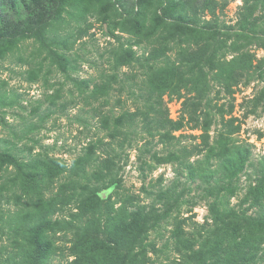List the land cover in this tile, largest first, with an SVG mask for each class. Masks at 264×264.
<instances>
[{"label": "rangeland", "instance_id": "obj_1", "mask_svg": "<svg viewBox=\"0 0 264 264\" xmlns=\"http://www.w3.org/2000/svg\"><path fill=\"white\" fill-rule=\"evenodd\" d=\"M26 2L36 13L31 16L22 8L21 19L12 20L13 30L26 33L0 41V152L23 165L54 158L70 166L89 144L107 143L99 118L81 100L82 92L91 90L104 71L115 75L117 83L107 91L105 102H92L91 106L105 103L101 110L110 112V118L123 110H135L144 101L136 98L139 93L126 76L135 75V82L145 76L141 66L149 51L142 40L145 28L157 32L194 30L172 21L180 13L179 0H64L54 21L39 10L42 0ZM241 6L242 0L228 1L218 14L219 37L215 38L217 42L224 40L226 47L240 46L239 51L221 49L215 59L229 62L238 53H246L250 56L247 73L243 72L238 77L240 83L228 92L213 77L216 62L202 64L208 88L201 100L189 96L186 101L187 95L180 99L168 94L161 97L162 117L183 123L182 128L172 131L173 141L163 143L137 126L126 129L122 145L115 143L106 149L113 165L108 173L102 168L105 175L99 181L88 183L93 193L91 203L102 197V210L95 225L82 229L90 251L85 256L84 242L80 243L76 264H132L131 260H137L136 264H198L204 256L200 254L193 262L191 251L198 250L212 231V226L197 228L211 223L210 206L220 212L248 208V215L258 210L249 207L250 201L244 198L258 185L264 187V33L240 28ZM263 13L256 11L253 16L259 26ZM3 28L0 25V30ZM30 30L36 33L29 36ZM66 35L71 40L64 45L61 40ZM172 47L167 55L173 59L178 49ZM62 57L68 60L66 73L60 70ZM115 59L121 65L130 62L132 67L114 69ZM224 69L229 71L227 66ZM83 80L88 81V90L76 83ZM230 106L232 113L228 115ZM219 107L224 110V121L230 116L238 118L234 125L240 130L233 136L224 135ZM193 109L204 112L210 121L207 146L201 143L202 130L192 128L189 122ZM232 145H241L248 155L239 171L228 174L222 169L219 153ZM193 146L199 149L185 157L181 151L185 148L190 152ZM103 149H96V155ZM104 156L102 153L101 158ZM190 164L198 174L195 179L189 175ZM14 172L12 164L0 161V186ZM83 198L66 210L75 213ZM4 208L16 209L14 205ZM64 216L66 213H56L52 219ZM6 239L5 230L0 245H8ZM72 241V233L57 234L53 254L45 264H72ZM262 247L256 264H264V244ZM205 261L209 262L208 257Z\"/></svg>", "mask_w": 264, "mask_h": 264}, {"label": "trees", "instance_id": "obj_2", "mask_svg": "<svg viewBox=\"0 0 264 264\" xmlns=\"http://www.w3.org/2000/svg\"><path fill=\"white\" fill-rule=\"evenodd\" d=\"M62 1L64 0H42L43 3L38 8L48 20L54 21L61 14ZM126 1L123 0V2ZM179 1H181L180 13L172 21L176 25L184 24L193 27L194 30L191 33L188 30L157 32V30L148 31L145 28L142 40H146L149 46L148 55L141 65L142 70H145V76L136 82L133 80L135 75L126 76V79L132 82V87H135L139 93L136 98L143 99L142 106H136L133 111L123 110L121 114L111 118L110 112L101 110L105 103L93 108L92 102L98 104L100 100L105 102L107 91L117 83L115 75L104 74V71H101L99 82L94 84L91 90L82 92L81 100L83 104L90 105L95 113L93 116L99 118L108 137L107 143L98 141L89 144L70 166L54 158L34 160L23 165L18 164L5 152H0V161H7L15 167V172L10 173L4 180L5 183L0 186V236H3L6 230V240L9 242L8 245L3 242L0 245V264H45L49 255L53 254L54 238L61 233L73 235L69 249L71 255L75 257L72 264L77 263L79 244L82 242H84L83 253L87 256L90 248L82 229L86 226L89 228L99 221L102 210L100 206L104 202L100 197L98 203H91L93 193L88 183L94 180L99 181L105 175L102 174V168H105L108 173V169L113 165V158L106 149L113 148L112 144L115 143L117 146L122 145L126 129L137 126L150 136H158L163 143L173 141L175 138L172 136V131L182 128L183 123L180 120L173 122L162 117L164 109L161 97L168 94L180 99L187 95L186 101L190 99L189 96L201 100L208 88L207 75L203 71L202 64L216 62L213 77L228 92L240 83L238 77H241L243 72L247 73L250 68V56L246 53H238L229 62L215 59L216 53L221 49L237 52L240 47L233 44L226 47L224 40L218 39V42L215 40L217 36L219 37L218 14L224 11L229 0ZM28 3L26 0H0V25L4 27L0 30V41L20 37L26 33L13 30L15 27L12 25V20L21 19L20 12L22 8L29 10ZM256 11L264 12V0H242V6L238 12L242 30H261L264 33V13L261 15L262 25L259 26L256 22L257 18L253 17ZM28 13L32 16L36 10L31 9ZM206 16H209V19H205ZM35 31L30 30L29 36L36 33ZM37 39H40V36ZM70 40V37L66 35L61 41L65 45L70 43ZM182 43H185L184 46H179ZM172 44L178 49L173 59L167 55L168 51L174 49ZM57 56L58 54H53V57ZM61 62L65 65H61ZM67 62L68 60L66 61L63 57L59 59L62 73L67 71ZM113 64L114 69H119L121 66L132 67L130 62L121 65L116 59ZM224 66H227L229 71L225 70ZM76 83L80 87L89 89L88 81ZM0 101L2 102L3 99L0 98ZM116 101L119 103L120 99ZM218 110L221 125L225 129L224 135L233 136L239 132L240 126L234 125L238 118L230 116L224 121L222 116L224 110L221 107ZM202 113L204 112L193 109L189 122L192 128L202 130L201 143L202 146H207L210 121L206 118V114ZM226 113L228 115L232 113L231 106ZM235 146L232 145L230 149L219 153L222 169L228 174L239 171L248 155L241 145ZM99 148H104L102 152L105 153L104 158H101L102 153L96 155V149ZM197 149H199L198 146H193L190 152H186L185 148L181 152H184L185 157L188 158L192 153H196ZM231 150L234 151L231 152ZM180 160L184 161L183 158ZM88 169L90 172L87 171ZM187 169L189 175L195 179L198 174L194 166L190 164ZM83 181L85 184L81 186ZM159 196L166 197L164 194ZM80 197H84L81 207L75 208V213L67 211L66 207L73 202L76 203ZM244 199L250 201L249 207L256 206L258 210L248 215L247 211L250 210L248 208L220 212L215 207H209L210 225L205 222L203 225L196 226L201 230L212 226V231L198 250L191 251L193 262L200 254L204 257L198 264H256L261 260L260 255L264 244V204H262L264 187L258 185L249 191ZM8 205L10 207L14 205L16 209L11 211L8 208L5 209L4 207ZM56 213H66V216L53 220L52 217ZM193 241L195 242V238ZM206 257L209 262L205 261ZM136 261L130 262L136 264Z\"/></svg>", "mask_w": 264, "mask_h": 264}]
</instances>
